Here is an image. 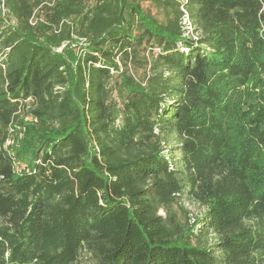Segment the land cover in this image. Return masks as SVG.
I'll return each instance as SVG.
<instances>
[{"label": "trees", "instance_id": "1", "mask_svg": "<svg viewBox=\"0 0 264 264\" xmlns=\"http://www.w3.org/2000/svg\"><path fill=\"white\" fill-rule=\"evenodd\" d=\"M42 1L0 0V264H264V0Z\"/></svg>", "mask_w": 264, "mask_h": 264}, {"label": "rangeland", "instance_id": "2", "mask_svg": "<svg viewBox=\"0 0 264 264\" xmlns=\"http://www.w3.org/2000/svg\"><path fill=\"white\" fill-rule=\"evenodd\" d=\"M90 1V0H89ZM55 0H43L41 5H44V6H52L54 4ZM152 12H154V10H152ZM0 13L2 15H4L8 20H11L12 22H14V19H11L9 17V14L8 12L6 11V9L3 7L2 4H0ZM39 22H44V24L46 23L45 21V18L43 15H41V10L39 8V6L36 8V10L33 12V15L30 19V23L33 24V25H38ZM64 22V20H61L60 23H59V26L56 27V28H59L61 27V24ZM54 28V31L57 32L58 29ZM74 38V42H79L80 44L82 43V39L76 37V36H73ZM68 42L67 41H63L61 43L60 46H58L56 48V51H61L62 48L67 44ZM74 44V43H72ZM130 72L135 75L136 77L138 75L141 74L142 70L141 69H137V68H133V66H131L130 68ZM116 97V94L113 92L112 94V98H115ZM27 121V120H30L31 117L29 116H26L25 114V111H20L19 112V115H18V118H22ZM10 132L13 134V136H21L19 133V130H20V126H18L17 124V127L14 129V128H10L9 129ZM12 140H8L6 144H9L11 143ZM16 166H17V169L20 170L22 168L25 167V163L22 162V161H16ZM204 206H202L201 204L193 201V200H187L185 198H183L179 203H175L172 208H171V212H174L176 214V219L177 221L180 222V224H184L186 226H189L191 223H193L194 219L197 217V216H200L203 211H204ZM161 213H163L164 211L163 210H160ZM80 261H81V264H93L94 263V260L93 258L85 253V252H82L81 255H80Z\"/></svg>", "mask_w": 264, "mask_h": 264}, {"label": "built area", "instance_id": "3", "mask_svg": "<svg viewBox=\"0 0 264 264\" xmlns=\"http://www.w3.org/2000/svg\"><path fill=\"white\" fill-rule=\"evenodd\" d=\"M183 23H185V24L187 25V27L189 28L190 24H189V21H188L187 19H185V20L183 21Z\"/></svg>", "mask_w": 264, "mask_h": 264}]
</instances>
